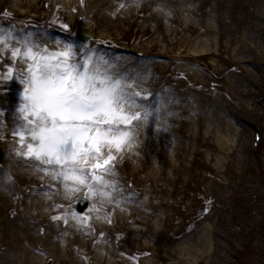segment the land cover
I'll list each match as a JSON object with an SVG mask.
<instances>
[{
    "label": "rangeland",
    "instance_id": "1",
    "mask_svg": "<svg viewBox=\"0 0 264 264\" xmlns=\"http://www.w3.org/2000/svg\"><path fill=\"white\" fill-rule=\"evenodd\" d=\"M69 1L74 6L80 0ZM135 2L149 6L134 24L132 0H123V13L112 27L100 18L65 14L69 19L58 20L50 29L67 32L65 43L72 45L74 57L93 52L103 58L102 52L123 56L140 78V120L151 122L152 111L159 107L169 110L172 135L157 146L159 158L148 157L154 147L150 143L139 144L138 161L124 163L119 153L99 171L103 182L91 176L92 158L83 172L85 183L74 182L61 195L67 204L57 211L69 209L65 216L51 219V206L43 213L49 220L45 227L17 220L0 227V264H26L28 259L31 264H264V0ZM50 8L31 10L29 16L0 10V23L32 32L34 41L43 42L47 18L30 15H43ZM65 9L62 3L58 13ZM144 27L152 33L145 35ZM78 32L93 38L83 43L76 39ZM152 44L163 57L142 58L143 47ZM119 48L122 51H116ZM181 53L189 59L170 62ZM182 66L191 73H182ZM158 88L163 92L153 96ZM245 90L249 94H243ZM182 98L190 106L183 124L178 109L169 105ZM255 131L263 136L259 150L253 147ZM3 138L0 135V145L7 158L0 166V180L18 184L9 162L14 149H8ZM161 163H166L162 171ZM16 184L0 200V219L26 216L29 199L21 207H10ZM82 193H87L90 207L79 214L76 204ZM61 223L72 227L63 230ZM51 231L58 237L48 236Z\"/></svg>",
    "mask_w": 264,
    "mask_h": 264
},
{
    "label": "bare ground",
    "instance_id": "2",
    "mask_svg": "<svg viewBox=\"0 0 264 264\" xmlns=\"http://www.w3.org/2000/svg\"><path fill=\"white\" fill-rule=\"evenodd\" d=\"M77 1V0H76ZM136 0H132L133 15H130V18L134 19L130 20L133 24L136 22V19L143 14L141 13L142 9H147L149 5L146 3H136ZM78 2V1H77ZM123 0H80L77 5L72 6L69 0H0V10H5L6 13H10L12 15H22L29 16L30 11H37L39 13L42 9L46 8L50 5V10L43 15L34 14V19H41L43 17L47 18V23L44 28L46 33V37L43 42H36L32 38V32H28L26 30L19 31L13 29L9 24L0 23V36L7 37V44L10 47H5L4 42L0 41V135L6 138H3V143L7 146L8 149L13 148L14 154L10 155L9 162L15 168V173L13 177L17 179L18 184L15 181H10V183H5L0 180V200L4 199L6 196H9L7 191H12L11 184H16V188H14V195L17 199L18 206L21 207L25 204L26 213L24 218L16 215V217L9 218L8 216H3L0 219V227L7 228L14 224V221L20 222H31L33 221L37 227H45L46 223L49 220H46L47 217H44V211L54 206L50 214L51 219H60L65 216L69 209H66L65 212L58 210L57 208L65 206L67 203L65 200L61 199V195L67 193L68 187L66 185H74L78 183V180H65L63 176L57 177L56 173L60 171L61 166L57 164H47L42 160L37 159L35 156H28L25 153L28 151V145L33 143V138L28 134V124L27 121L23 117V113L20 112V108L24 104V89L27 87L26 84L23 83L24 78L27 76L28 66L31 60L25 58L23 56V52L26 51V46H22L20 40H22L25 36L29 38V41L33 44L34 50L38 52H43L44 49H47L51 52L62 51L65 50L68 46L65 43L67 32L65 30L59 29L57 26L54 29H50L51 26H55L58 20L67 21L69 16H78L80 19L85 18H100L103 23L110 25L112 27L114 23L119 21L120 15L123 13V9L121 7ZM62 3L65 4L64 14H59V9L62 7ZM68 5H67V4ZM118 4H120L118 6ZM140 4V5H139ZM64 7V6H63ZM131 13V12H130ZM69 14V16L65 15ZM109 14H111L109 17ZM157 19V17L155 18ZM158 22L161 20L158 19ZM178 20L176 17L173 18L174 26ZM105 25L106 28H109ZM6 26V27H5ZM162 26L161 23L157 26L160 29ZM186 29H190L187 27ZM116 30H120V26L116 28ZM194 32H198L199 29H193ZM143 33L148 35L152 33V30L148 27L143 28ZM12 35H15L19 39H12ZM57 41L62 44L56 43ZM19 48L20 55L14 57L13 49ZM145 50L140 54L143 57H163L164 54L157 52L158 45L152 44L150 47H143ZM122 51V49H116V51ZM73 51V47H72ZM104 56L103 67L108 70V73L113 76V78L121 79L123 85L126 86V95L128 97L134 98L136 101L135 104L127 105V110L130 114H135V112H140L141 115L139 118L132 121L130 125H121V128L130 132L129 137L122 145V149H116L114 146L109 149L105 147L102 149V156L104 154H109L113 157H117L119 153L122 152V162L131 163V161H138L140 159L136 156V153L141 152L139 148V144H152L154 147L152 151H150L148 155L151 157L159 158L160 154L158 152L157 146H161V144L165 143L163 139H168L171 135V129L169 126L172 122V119L169 117V110L157 108L152 111V121L149 122L147 120H140L144 114V108L141 107V102L144 99V96L140 93L138 89V82L140 78L137 75L136 71L132 70V67L127 61H125L123 56L113 53L111 57L106 52H102ZM167 54V53H165ZM86 54H83L82 58H80V54H77L76 57L73 55L70 57L72 63H76L77 61H83ZM88 55V54H87ZM98 54H95V58H99ZM188 60L189 57L185 55V53H181L176 58H173L170 62H174L175 60ZM178 60V61H179ZM155 65V63H154ZM182 73L189 74L191 70L185 66L179 68ZM137 83V84H136ZM150 83H147L149 87ZM163 90L158 88L157 90H153V96H157L159 93H162ZM139 93L140 95H135ZM243 94H249L247 90L242 91ZM169 105L171 108L178 109V122L183 124L185 121V114L190 108L189 104H187V99L182 98L180 100L173 99L169 101ZM162 127L163 130L157 131ZM24 131L25 135L23 137L24 143H21L22 137L18 135L19 132ZM149 137H147V136ZM152 135V136H151ZM16 138V139H13ZM133 140V142H130ZM222 143V141L220 140ZM132 143H135L130 146ZM129 150L133 151L132 154ZM129 152V153H128ZM165 155V154H162ZM162 158L166 159L168 156H164ZM91 161V159H90ZM89 161V162H90ZM162 171L163 167L166 166V163H161ZM87 168V167H86ZM83 168L82 171L86 172L87 169ZM145 168V163L142 165L140 170L142 171ZM45 169H48L45 171ZM23 188H26L23 190ZM107 189L111 187L106 185ZM20 200V201H19ZM53 202V205L51 204ZM14 206L10 205L12 208ZM110 211L112 210L109 207ZM97 208L94 210L97 212ZM13 219V220H12ZM75 225V221L72 222L71 225ZM73 225V226H74ZM63 230H68L72 226H67L65 223L60 224ZM2 233L8 235L7 231ZM1 234V233H0ZM2 235V234H1ZM58 233L51 231L48 236L54 238L58 237ZM207 239V237H206ZM76 243V241H73ZM31 260H27L26 264H31Z\"/></svg>",
    "mask_w": 264,
    "mask_h": 264
},
{
    "label": "snow or ice",
    "instance_id": "3",
    "mask_svg": "<svg viewBox=\"0 0 264 264\" xmlns=\"http://www.w3.org/2000/svg\"><path fill=\"white\" fill-rule=\"evenodd\" d=\"M11 38L19 39L15 35ZM0 41L10 47L6 36H0ZM20 43L26 46L23 56L32 62L23 80L27 87L24 89L25 102L20 108L28 124V134L33 138L25 154L47 164L60 165L56 173L58 178L63 176L65 180L80 183L86 181L82 169L94 158L91 176L103 182V177L95 170L104 169L114 157L109 152L107 158H102V149L113 146L122 149L130 132L121 125H130L141 115L140 112L130 114L127 110V105L136 101L126 95L122 80L113 78L103 67L106 61L102 56L94 59L93 52L86 54L82 62L72 63L70 57L75 53L71 44L62 51L44 49L38 52L27 36ZM20 54L19 48L13 49L14 57ZM18 135L24 143L25 132ZM88 187L95 195L93 186L89 184ZM110 194L104 192V195Z\"/></svg>",
    "mask_w": 264,
    "mask_h": 264
},
{
    "label": "water",
    "instance_id": "4",
    "mask_svg": "<svg viewBox=\"0 0 264 264\" xmlns=\"http://www.w3.org/2000/svg\"><path fill=\"white\" fill-rule=\"evenodd\" d=\"M77 37L80 38V39H83V40H86V39L88 38V36H84V35H81V34H78ZM105 166H106V165H105ZM105 166H104V167H105ZM87 207H88V202H87V200H86V197H83V198L81 199V201H80V205H79V207H78V210H79L80 212H83Z\"/></svg>",
    "mask_w": 264,
    "mask_h": 264
}]
</instances>
